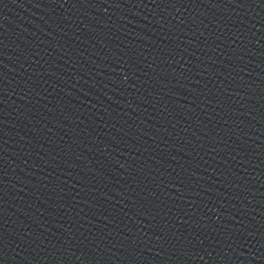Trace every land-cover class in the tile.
<instances>
[{"label": "water", "instance_id": "water-1", "mask_svg": "<svg viewBox=\"0 0 264 264\" xmlns=\"http://www.w3.org/2000/svg\"><path fill=\"white\" fill-rule=\"evenodd\" d=\"M0 264H264V0H0Z\"/></svg>", "mask_w": 264, "mask_h": 264}]
</instances>
